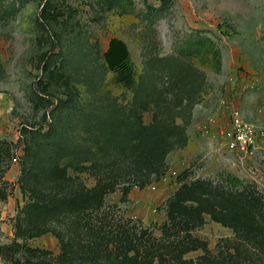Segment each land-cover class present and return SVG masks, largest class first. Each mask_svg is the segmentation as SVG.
<instances>
[{"label":"rangeland","instance_id":"374dc122","mask_svg":"<svg viewBox=\"0 0 264 264\" xmlns=\"http://www.w3.org/2000/svg\"><path fill=\"white\" fill-rule=\"evenodd\" d=\"M133 1L134 10L121 13L103 0H0V264L62 262V241L55 233L26 238L18 233V218L31 201L22 187L28 175L23 171L28 146L41 141L50 128L52 134L81 140L84 120L104 117L110 94L123 104L133 96L112 71L92 78L88 69L79 68L92 63L87 51L94 42L105 52L112 38L123 40L138 74L146 44L153 38L161 56L179 55L204 38L213 41L219 57L209 52L194 56L206 74V85L191 111L178 109L176 121L185 126L188 141L172 148L163 164L132 162L122 132L98 165L52 169L51 152L45 154L32 186L41 183L45 194L55 195L53 180L65 177L73 184L68 195L81 196L77 201L93 188L102 195L100 206L93 200L63 224L52 222L63 237L77 242L75 249L91 252L87 246L97 242L106 254L123 237L138 240L129 253L137 254V264H178L170 245L185 232L171 234L176 229L169 213L177 193L196 182L216 186L232 175L264 196V0H149L161 8L154 30L142 16L147 9L143 0ZM12 2L15 8L5 11ZM236 110L259 132L261 147L253 155L229 145ZM154 116V109L144 111V123H152ZM204 217L205 223L189 233L206 241L216 254L234 233L209 214ZM148 248L155 257L146 258ZM29 249H38L39 256ZM70 252L76 262L85 258ZM159 252L168 255L161 259ZM203 254L202 249L190 250L183 260L196 261Z\"/></svg>","mask_w":264,"mask_h":264},{"label":"trees","instance_id":"16d2710c","mask_svg":"<svg viewBox=\"0 0 264 264\" xmlns=\"http://www.w3.org/2000/svg\"><path fill=\"white\" fill-rule=\"evenodd\" d=\"M103 1L110 8L118 7L121 13L134 10L133 0ZM143 3L147 9L143 11L142 16L148 28L154 30V24L161 15V8L149 4V0H143ZM11 7L15 8L14 2L7 5L5 11L11 10ZM154 40L156 39L153 38L146 44L143 53L144 67L139 74L133 64L129 47L123 40L112 38L105 52H102L99 42L91 43L87 53L89 57L91 56L92 63L80 64L79 68L88 69L92 78L96 75L101 76L106 70L112 71L116 80L131 90L133 94L131 100L123 104L118 97L110 94L104 102V117L99 114L96 121L84 120L85 135L81 140H73L63 133L52 134L53 128H50L41 135L39 138L41 141L35 139L28 146V159L23 170L27 171L28 175L23 177L22 187L24 192L30 193L31 201L23 208L18 218V233L24 238L47 232L55 233L62 241V254L59 256L62 262L58 264L138 263L137 254L129 256L130 251L137 247L138 240L119 238L115 242V250L106 254L103 249L101 250L99 243L95 242L87 246V249L92 248L91 252H83L73 247L77 242L66 239L53 227L52 222L63 224L87 210L93 200L94 203L99 200L96 204L100 206L102 195L98 193V188L87 190L89 194L86 198L77 201L81 197L79 193L68 195L73 187L70 178L59 177L53 180L55 195L45 194L42 186H39L41 183L36 187L32 186L31 179H34L35 172L43 169V160L50 152L53 158L52 169L61 170L64 167L77 169L89 162L100 164L103 159L102 153L112 148V143L118 141L121 132V138L124 137L125 144L129 147L127 158H133L132 162L149 164L157 161L161 165L172 148L187 144L185 126L176 121L178 109L186 108L191 111L206 85V74L196 66L194 56L209 52L219 57V51L213 41L201 38L192 42L191 46L179 55L161 56L157 53V44ZM64 67L68 68L69 62H66ZM158 72H161V76ZM150 109L155 111L154 121L145 124L143 113ZM61 164L64 166L61 167ZM102 168L111 171L110 167ZM41 181L44 183L45 179ZM223 181L224 183L216 186L209 182H196L170 200L172 228L176 229L171 234L179 236L182 231L185 232L181 240H176L170 245L178 264H264V196L238 177L228 175ZM204 214H209L219 223L231 228L234 233L232 238L223 240L216 254L206 241L189 233L205 223ZM184 239L188 240L186 245L182 241ZM196 249H202L204 252L198 260H183L184 253ZM36 250L29 249L31 254L39 256ZM69 251H77L80 253L79 256L85 258L76 262ZM145 252L146 258L156 256L149 248ZM40 253L46 254L45 251ZM164 255L168 254L166 252L158 254L161 259Z\"/></svg>","mask_w":264,"mask_h":264},{"label":"built area","instance_id":"2783aa9c","mask_svg":"<svg viewBox=\"0 0 264 264\" xmlns=\"http://www.w3.org/2000/svg\"><path fill=\"white\" fill-rule=\"evenodd\" d=\"M231 138L229 145L232 149H239L245 154L257 153L260 149L259 132L255 125L246 121L239 111H233L231 122Z\"/></svg>","mask_w":264,"mask_h":264}]
</instances>
